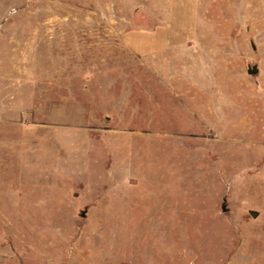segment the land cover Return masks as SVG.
<instances>
[{"label": "rangeland", "instance_id": "rangeland-1", "mask_svg": "<svg viewBox=\"0 0 264 264\" xmlns=\"http://www.w3.org/2000/svg\"><path fill=\"white\" fill-rule=\"evenodd\" d=\"M0 264H264V0H0Z\"/></svg>", "mask_w": 264, "mask_h": 264}, {"label": "water", "instance_id": "water-1", "mask_svg": "<svg viewBox=\"0 0 264 264\" xmlns=\"http://www.w3.org/2000/svg\"><path fill=\"white\" fill-rule=\"evenodd\" d=\"M258 72H259V70H258L257 66H254L253 68L248 70V74H250V75H256V74H258ZM222 210H223V212H227L228 211V209L226 208L225 204H223ZM251 215H252L253 218L257 217V213L256 212H251ZM82 217H86V211L82 212Z\"/></svg>", "mask_w": 264, "mask_h": 264}, {"label": "bare ground", "instance_id": "bare-ground-1", "mask_svg": "<svg viewBox=\"0 0 264 264\" xmlns=\"http://www.w3.org/2000/svg\"><path fill=\"white\" fill-rule=\"evenodd\" d=\"M227 66V65H226ZM261 90V89H260ZM257 105V104H256ZM249 116V115H248ZM253 122V121H252ZM239 141V140H238ZM236 142V141H235Z\"/></svg>", "mask_w": 264, "mask_h": 264}]
</instances>
